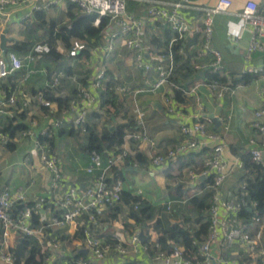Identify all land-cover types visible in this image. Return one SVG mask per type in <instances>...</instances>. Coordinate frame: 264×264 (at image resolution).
Listing matches in <instances>:
<instances>
[{"label": "crops", "instance_id": "crops-1", "mask_svg": "<svg viewBox=\"0 0 264 264\" xmlns=\"http://www.w3.org/2000/svg\"><path fill=\"white\" fill-rule=\"evenodd\" d=\"M189 1L196 7H214L219 2V0ZM231 1L233 2L231 11L217 15L214 22L213 47L224 57L228 69L226 83H232L234 90V93H227L222 99H217L210 93L207 85L210 84L209 78L204 72L195 71V59L190 64L185 61L186 57L201 49L200 38L199 42L196 38L184 41L186 57L176 62L170 84L156 92L147 90L148 83L156 78V74L137 70L133 54L121 45L117 46L112 55L104 53V38L102 45L92 50L90 59L84 57L79 61L70 58L63 44L58 42L56 50L62 55L61 60H54L44 54L37 57L29 67L25 61L26 67L22 71L1 82L4 85L15 86L10 96L14 99L15 105L9 110L23 113L28 126L35 124L33 128L36 135L40 136L42 131L55 121L63 122L55 139L50 141L53 145L49 149L58 160L62 176V182L57 189L52 184L53 175L42 162L41 153L33 139H21L16 135L13 151L8 149L7 144L0 143V194L6 189L12 192L21 190L27 203L46 200L41 215L47 218L61 213L59 201L69 187L85 188L90 183L92 176L87 173L90 163L87 148L91 132H102L105 128L110 130L118 125L127 126L128 131L129 126L137 120L134 113L136 104L146 114L143 128L145 139L124 141L121 146L122 150L130 153L127 163L119 169L120 181L127 199L119 206L107 210L99 218L97 225H90L103 240L118 238L122 241L130 251L129 256L122 258L113 253L104 261H96L85 249L79 228L72 225L65 228H50L46 234L36 237L45 258L43 264H47L48 259L53 264H64L81 255L97 264H121L127 261L129 264H155L148 253L133 252L131 234L146 232L151 241H155L159 238L160 228L169 230L175 225L195 226L196 220L202 215L205 216L212 202V189L207 179L202 177L192 181L190 173L199 174L203 171L204 161L212 153L213 145H206L199 152L180 156L170 165L157 168L151 163L159 154L181 145L185 140L182 127L196 123L201 117L207 116L211 120L210 131L219 135L225 146L224 156L231 172L221 189L222 195L227 198L244 184L243 177L247 174L244 164L249 159L247 155L262 144L261 136L255 128L257 121L255 112L261 108L264 100V51L255 52L247 59L253 33L250 30L240 33V15L248 2H255L263 7L264 0ZM45 2L51 3V7L43 11L46 22H54L58 28L70 24L71 18L68 14L70 3L66 0ZM137 2L144 7L139 13L145 15L153 5L171 9L175 0ZM30 12L31 7L23 5L21 8L5 10L0 14V56L3 35L8 39V52L16 53L23 60L34 54L37 45H46L48 37L37 43L33 40V34H30V31L36 34L35 38L38 39L37 35L46 30L35 15L28 16ZM78 12L76 9L73 14ZM181 14L190 23H202L203 15L196 9H184ZM148 34L152 44L160 49L168 48L172 39V36L169 34L167 36L157 25H149ZM261 41L264 43V38ZM15 45L26 49L13 50L12 47ZM29 68L33 69L35 74L24 81ZM102 68L106 70L107 78L113 83V87L125 86L131 92L124 96L115 90L116 98L113 101L115 105L110 103L111 99L108 104L103 105L102 91L90 90L96 98V102L88 106L90 116L88 124L91 132H78L73 127L75 112L70 109H60L57 103H51L50 108H44L38 101V97L44 91L50 92L54 98H72L77 89L86 88L82 85L87 84V88L91 86L98 70ZM69 69L72 70V74L69 73ZM250 69L259 70V73L251 74ZM73 74L77 75L78 79L71 78ZM57 76H60V85L55 88L56 90H48ZM196 85L199 87L197 93L188 96L187 92ZM2 93L5 94L1 91L0 94ZM178 93L179 103L173 101L175 112L169 113L165 100L168 96L174 98ZM215 119L218 124L214 122ZM6 120L5 116L0 118L3 127L9 125V121ZM112 154L113 152H110L108 156ZM99 173L96 171V174ZM172 201L178 206V210L173 212V208L169 209L167 206L166 211H157L156 208L164 206L165 202L169 205ZM138 203L141 210L149 209L147 215L139 221L134 218L137 216L135 206ZM157 222L159 225L156 227ZM17 238L16 234L11 236V248L15 247ZM55 239L61 244L59 250L52 243ZM27 258L29 264H40L38 255Z\"/></svg>", "mask_w": 264, "mask_h": 264}, {"label": "built area", "instance_id": "built-area-1", "mask_svg": "<svg viewBox=\"0 0 264 264\" xmlns=\"http://www.w3.org/2000/svg\"><path fill=\"white\" fill-rule=\"evenodd\" d=\"M68 3L76 5L85 15L96 14L94 23L99 27L104 18L109 19V24L102 32L105 40L104 53L112 55L118 45L133 54L135 68L139 71L156 74V78L148 83L149 92L162 90L170 84V79L176 68L175 53L173 47L178 40L200 38L201 49L196 52L194 69L197 72H211L226 78L228 69L222 53L213 47L214 22L219 14H227L233 7L231 0H219L214 7H196L189 0H175L171 9L164 6H151L145 15L137 16L128 11V2L131 0H66ZM146 1V0H135ZM31 7L28 14L32 17L36 12L48 10L51 3L45 0H0V14L5 10ZM184 9H196L203 15L201 24H193L181 14ZM33 14V15H32ZM240 33L250 30L253 38L248 49V56L255 52L264 51V5L258 6L255 2H248L240 15ZM149 25H157L162 31L169 29L173 33V38L166 49L155 47L151 43L148 34ZM193 48V47H192ZM85 49V44L75 42L71 51V56L76 57L80 51ZM50 48L47 45H37L34 54H30L26 60L21 59L16 53L8 52L6 57L0 56V85L1 82L16 72L22 71L27 61L28 66L37 57L47 54ZM179 54L186 57L185 50H180ZM251 74H258L259 70H251ZM35 71L28 69L24 77L27 81ZM108 81L106 70H98L93 83L88 88L80 89L78 100L71 103V111L75 112L73 124L79 132L86 133L88 123V106L96 102V98L90 90H106ZM60 85V76L54 79L52 88ZM208 85L210 93L217 99H222L227 93H234L232 83L211 82ZM199 87L193 86L188 96L197 93ZM116 92L128 95L131 91L125 86H117ZM264 98V97H263ZM41 105L50 108L52 104L38 97ZM169 113H174L173 97L168 96L165 100ZM15 105L13 98L7 99L5 94H0V116L15 118L20 112L9 110ZM134 113L137 118L139 132L128 133L125 141L145 139L143 128L145 125V112L136 104ZM255 128L259 132L262 144L261 147L250 151L252 162L264 167V100L260 109L255 112ZM211 120L205 116L201 117L192 125H184L182 134L184 142L175 149L159 154L151 160L153 166L159 168L175 163L180 156L191 152H199L206 145H213L212 153L204 161V169L201 173H190L191 180L199 178H213L212 206L209 210L210 229L207 239L200 244L197 256H188L185 247L179 244H171L169 250H164L158 243V239L152 241L153 256L152 262L155 264H264V217L255 214L250 222H245L240 218V213L245 208L254 209L257 204L245 199L246 184L231 193L227 198L222 195L221 189L229 177L231 170L224 156L225 146L221 138L216 133L210 131ZM63 126V122L55 121L51 126L46 127L41 135L55 138L58 130ZM35 124L29 129L19 133L21 139H33L36 148L41 153V160L52 173V184L54 188H59L62 176L59 171L57 158L52 155L47 146L42 145L35 133ZM9 137L1 131L0 143L8 144ZM130 157V153L119 148L118 153L109 156L107 163L97 153L90 154V163L87 173L92 176L90 183L85 188L69 187L62 199L59 201L61 213L51 218L41 216V226L34 228L32 224L33 216L41 214L45 209L46 200L42 199L27 207L19 216L14 214L16 206L20 203H27L24 193L19 190L12 192L6 189L0 194V229L2 238L0 241V263L17 264L11 252L10 238L12 235H22L25 237H38L46 234L50 228H65L76 225L79 230L83 229V243L85 249L96 261H104L113 253L122 258L129 256L130 251L118 238L113 243L100 238L90 227L97 225L99 218L110 208H115L122 203L123 184L121 181L110 183L114 169H120L125 165ZM99 171V174H96ZM249 177L251 173L247 171ZM245 194V195H244ZM243 195V196H242ZM170 209V207H169ZM139 210V204L135 206ZM131 247L134 253L149 251L148 245H143L139 238V233L134 232L130 236ZM56 249L61 248V244L56 239L52 241ZM245 258L249 260L246 261ZM125 262L121 264H129ZM47 264H53L49 259ZM64 264H97L85 259H73Z\"/></svg>", "mask_w": 264, "mask_h": 264}, {"label": "trees", "instance_id": "trees-1", "mask_svg": "<svg viewBox=\"0 0 264 264\" xmlns=\"http://www.w3.org/2000/svg\"><path fill=\"white\" fill-rule=\"evenodd\" d=\"M143 8L144 7L141 5V3L135 0H131L128 2V11L136 14L137 16H141L139 12ZM76 9L79 12L74 15L73 11ZM44 13L45 12L40 11V12H36L34 15L42 22V27H44V29L48 31V38L45 41V43L50 48V51L47 54H45V56L51 57L54 60H61L63 57L56 50L58 42H60L67 50L70 58L79 61L80 59L85 57V59L88 60L91 58L92 50L97 49L102 45V38H103L102 32L109 24L108 18H104L101 21L100 26L96 27L94 25L97 19L96 14L85 15L77 8L76 5L69 4L68 14L69 17L71 18L70 24L58 28V25L56 23L54 22L48 23L45 21ZM164 32L165 34H167V36L169 34L173 38L174 35L171 32V30L166 29L164 30ZM198 38L199 37H196L197 42H199ZM77 41L84 43L85 49L80 51L76 57H73L71 56L70 53L74 47V43ZM184 41H185L184 39L178 40L173 47V52L175 53L176 62H180L183 59V57L185 58V56L179 54L180 50H183L185 47ZM12 49L16 51L17 50L24 51L26 48L23 46L15 45L12 47ZM195 56H196V52L193 53L191 56L186 57L185 61H187V63L190 64L192 60L195 59ZM68 71L70 74H72L71 69H69ZM17 73L18 72L14 73L7 79L12 78V76L16 75ZM204 74L209 78L210 83L216 81L221 83L227 82L226 78H223L218 74H213L211 72H205ZM173 75L170 81H172ZM76 76L77 75L73 74L71 75V78ZM53 83L54 82H52V84L49 86L48 90H56L55 88H52ZM112 84L113 83L108 79V81L106 82V90H103L101 93V98L103 99V105L108 104L110 102V99L112 101L110 103H112V105H115V102L113 101L116 98L114 95L116 87H113ZM82 86H85L87 88V84ZM80 89L82 88L77 89L74 93V96L69 99L54 98L48 91L42 92L41 95L43 96V99L45 101L50 103H57L60 109L64 108L71 110L72 101L79 99ZM14 90H15V86L13 84H10L8 86L1 83L0 85V92L3 91L7 99L10 98ZM179 96H180L179 93L176 94V96L174 95L173 98L174 103L175 102L179 103L178 101ZM106 98H109V100ZM43 107L48 108L45 106ZM1 117L4 116H0V118ZM89 117L90 116H88V122H89ZM25 118L26 117L23 113H19L15 118L5 116V119H7L6 121H9V125H7L6 127H3L0 121L1 131L5 133L10 139V142L7 144V147L10 151H13L15 149V143L13 141L16 138V135L29 129V126L25 123ZM73 127L76 128L74 124ZM128 129L129 130L127 131V126L125 125H118L110 130L105 128L103 129L102 132H97V131L91 132L89 131L90 130L89 124L87 123L86 133L91 132L88 141V148H87L89 154H91L92 152H97L103 159H105L110 152H113V154L118 153V149L121 148V146L124 144L126 135L128 133H135L139 131L137 121H134V124L133 125L131 124ZM60 130L61 129H59V131ZM76 130L79 132L77 128ZM52 139L55 138H49L48 136H43V135H40L38 137L39 142L42 145L47 146L48 151H50L49 149H51L53 145L52 143H50ZM247 157L249 159L246 160L244 164V169L249 171L252 177H249V175L247 174L243 177L244 183L246 184L245 193L247 194L245 196V199L250 202L256 203L257 207L254 208L253 210L250 208L243 209L242 212L240 213V218L245 222H250L256 213L259 214V216L264 217V167L259 166L254 162H252V157L250 154H248ZM138 158L140 159V157ZM107 160L104 161L107 163ZM141 162H144V160H141ZM112 173H113V177L110 178L109 182L113 183L120 181L121 178H120L119 169H114ZM212 179H213L212 177L208 178L207 183L211 185L213 183ZM126 199L127 196L123 190L122 203L125 202ZM193 201L197 203L196 200ZM33 205L34 203H24V204L20 203L16 206L14 210V214L16 216H19L27 207H31ZM211 206H212V202L208 207V209L206 210L205 216L202 215L196 220L195 226L189 227L187 225H175L169 230H164L163 228H160L158 243L162 246L164 250H169L171 244H179L185 247L188 256H197L199 253L200 244L203 243L209 236V229L211 225L209 220V210ZM148 211L149 209L147 208L141 210V206L139 205V210H136L137 216L135 215L134 218L139 221L141 220L140 218H142L143 216L145 217L147 215ZM41 216L42 215L40 213L33 216L32 224L34 228H39L41 226V222H40ZM158 225L159 223L157 222L155 226L157 227ZM79 231L83 236V232H82L83 229H80ZM1 238H2V231L0 229V241ZM139 238L143 245L149 246L148 252H145L143 250L141 252L148 253L149 256L152 257L153 256L152 241L149 234L146 232H141L139 233ZM108 242L113 243L114 241L110 240ZM11 252L14 255L15 262L17 264H29L26 261L28 259L27 257L33 255L39 256L40 264H43L45 260L44 256L41 253V248L36 237H25L19 234L17 238V243L15 247L11 249ZM81 258L85 259L86 256L81 255L76 259H81ZM245 260L248 261L249 259L245 258Z\"/></svg>", "mask_w": 264, "mask_h": 264}, {"label": "rangeland", "instance_id": "rangeland-1", "mask_svg": "<svg viewBox=\"0 0 264 264\" xmlns=\"http://www.w3.org/2000/svg\"><path fill=\"white\" fill-rule=\"evenodd\" d=\"M30 34H33V37H34L33 40H36L37 43H39V42H43V40H44L45 38L48 37V31H47V30H42V31L40 32V35H39V34L37 35V36H38V39L35 38V37H36V34L31 33V31H30ZM65 52L68 54L67 50H66ZM79 68H81V67H79ZM78 74H81V73H78ZM167 206L173 208V212H174L175 210H178V206H177V205L175 204V202H173V201H172V203L169 204V205H168L167 202H165V205H164V206H162V207L159 206V207L156 208V209H157V211L164 212V211H166V208H168ZM197 212H199V210H198Z\"/></svg>", "mask_w": 264, "mask_h": 264}, {"label": "water", "instance_id": "water-1", "mask_svg": "<svg viewBox=\"0 0 264 264\" xmlns=\"http://www.w3.org/2000/svg\"><path fill=\"white\" fill-rule=\"evenodd\" d=\"M7 43H8V39L5 35H3L1 38V49H2L3 57H6L8 53ZM214 122L218 124V121L216 119L214 120Z\"/></svg>", "mask_w": 264, "mask_h": 264}]
</instances>
